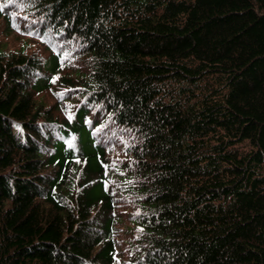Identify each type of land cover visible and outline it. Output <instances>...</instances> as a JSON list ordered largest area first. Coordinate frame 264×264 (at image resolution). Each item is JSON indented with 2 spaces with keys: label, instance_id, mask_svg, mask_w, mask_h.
<instances>
[{
  "label": "trees",
  "instance_id": "16d2710c",
  "mask_svg": "<svg viewBox=\"0 0 264 264\" xmlns=\"http://www.w3.org/2000/svg\"><path fill=\"white\" fill-rule=\"evenodd\" d=\"M0 1V264H264V0Z\"/></svg>",
  "mask_w": 264,
  "mask_h": 264
},
{
  "label": "rangeland",
  "instance_id": "374dc122",
  "mask_svg": "<svg viewBox=\"0 0 264 264\" xmlns=\"http://www.w3.org/2000/svg\"><path fill=\"white\" fill-rule=\"evenodd\" d=\"M0 5H1V1H0ZM0 41L1 44L4 46V48L10 52L11 51L17 52L21 49H24L28 54L39 55L40 57H42L43 60H45V58L48 57L49 55V50L46 46L45 41L41 38H37L36 35L33 33V29L30 27H26V25L23 23L21 24L19 22V19H16L14 26L13 27L11 26L10 28L7 26L6 21L3 18H0ZM51 42L53 43V40H51ZM71 66H69L68 68H66L65 70L59 73L60 80H62V75H68L69 71L71 72V69L74 67ZM62 89L63 88L59 89L57 85H54L53 89L44 92L45 94H43L40 99H42V101H44L48 105L55 102L58 103L56 91H62ZM121 143H123V141L120 140L119 143H116L112 147L114 151L117 152V154L119 155L121 153V148L124 145ZM111 158H113V154H111ZM124 235L125 234H122L121 238H123ZM124 246L125 245L123 244L122 247Z\"/></svg>",
  "mask_w": 264,
  "mask_h": 264
},
{
  "label": "snow or ice",
  "instance_id": "6c2138e0",
  "mask_svg": "<svg viewBox=\"0 0 264 264\" xmlns=\"http://www.w3.org/2000/svg\"><path fill=\"white\" fill-rule=\"evenodd\" d=\"M9 2H11V0H9ZM29 34H31V33H29ZM53 82H55V81H53Z\"/></svg>",
  "mask_w": 264,
  "mask_h": 264
},
{
  "label": "bare ground",
  "instance_id": "6f19581e",
  "mask_svg": "<svg viewBox=\"0 0 264 264\" xmlns=\"http://www.w3.org/2000/svg\"><path fill=\"white\" fill-rule=\"evenodd\" d=\"M100 150V149H99Z\"/></svg>",
  "mask_w": 264,
  "mask_h": 264
}]
</instances>
